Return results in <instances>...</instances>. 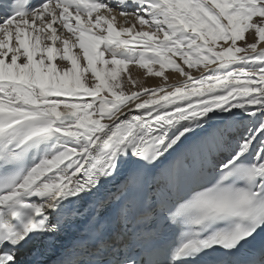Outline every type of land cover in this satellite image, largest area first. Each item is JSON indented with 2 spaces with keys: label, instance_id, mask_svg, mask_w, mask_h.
Segmentation results:
<instances>
[{
  "label": "snow or ice",
  "instance_id": "obj_1",
  "mask_svg": "<svg viewBox=\"0 0 264 264\" xmlns=\"http://www.w3.org/2000/svg\"><path fill=\"white\" fill-rule=\"evenodd\" d=\"M104 184L87 264H264V0H0V264Z\"/></svg>",
  "mask_w": 264,
  "mask_h": 264
},
{
  "label": "bare ground",
  "instance_id": "obj_2",
  "mask_svg": "<svg viewBox=\"0 0 264 264\" xmlns=\"http://www.w3.org/2000/svg\"><path fill=\"white\" fill-rule=\"evenodd\" d=\"M131 71H132V74H133L134 77L139 75L141 77V79L145 80V86H155V85L160 83V78H155V77L144 78L143 75H142L143 70H141V69H138L136 67H132ZM166 74L169 75V77H170V81L169 82H174L175 79H178V76L173 74L171 71H168Z\"/></svg>",
  "mask_w": 264,
  "mask_h": 264
}]
</instances>
